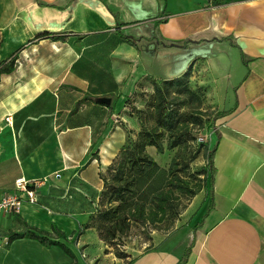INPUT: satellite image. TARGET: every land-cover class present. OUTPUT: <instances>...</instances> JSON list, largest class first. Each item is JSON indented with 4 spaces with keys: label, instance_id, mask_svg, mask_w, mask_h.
<instances>
[{
    "label": "crops",
    "instance_id": "1",
    "mask_svg": "<svg viewBox=\"0 0 264 264\" xmlns=\"http://www.w3.org/2000/svg\"><path fill=\"white\" fill-rule=\"evenodd\" d=\"M152 8V29L140 37L126 33L140 22L135 15L148 16ZM158 9L156 0H0V63L17 58L14 71L0 75V200L18 178H46L36 202L0 212V249L9 264L128 262L90 223L104 189L101 173L125 145V128L140 130L125 100L153 76L146 68L132 74L130 66L155 57L150 47L157 52L158 40H207L214 47L164 78L182 76L192 65V78L201 73V85L212 86L220 113L211 131L212 181L189 201L172 232L154 230L143 250L131 258L123 251L126 259L264 264V0H162ZM98 46L106 69L94 56ZM105 97L109 104L100 100ZM39 230L49 233L47 243L29 237L3 243L12 232ZM51 241L74 254L96 249L80 263ZM58 249L61 259L54 256Z\"/></svg>",
    "mask_w": 264,
    "mask_h": 264
},
{
    "label": "trees",
    "instance_id": "2",
    "mask_svg": "<svg viewBox=\"0 0 264 264\" xmlns=\"http://www.w3.org/2000/svg\"><path fill=\"white\" fill-rule=\"evenodd\" d=\"M16 59L13 57L5 64L0 63V75L13 72ZM191 75L192 65L182 76L176 78H145L153 89L149 107L152 109L149 116L151 122L147 125V115L141 110L138 112L141 120L142 115L145 117L141 121L142 127L136 132L132 146L126 145L125 142L117 158L108 166L106 173H101L104 189L101 192L99 208L91 216L93 224L90 225L97 229L100 238L111 247L119 246L116 241L119 237L127 235L133 224L152 226L154 230H160V225L170 215L174 217L180 215L179 206L183 203V199L190 201L206 186V178L193 180L182 174L189 166L180 158L181 149L187 146L191 137L195 139L194 127L198 125L199 129H202L207 122L204 112L200 110L202 105L200 93L188 85ZM199 88L200 91L204 89L203 86ZM185 104H189L188 110L182 111ZM219 115L220 113H215L212 125ZM165 133L169 136L168 148H178L167 169L160 168L147 151V147L153 146L158 152H163L162 139ZM126 141L130 144L129 134ZM214 149L207 152L210 183ZM158 173H161L162 177L158 178ZM115 203L117 205L113 206ZM187 205L184 204L182 209L185 210ZM126 206L130 207V211H127ZM39 231V233L12 232L10 240L29 237L47 243L49 233L45 230ZM53 232L60 237L65 236L56 226L53 227ZM49 244L59 245L67 253L72 254L64 243L51 241ZM114 252L118 257L126 259L128 256L123 251L119 252L115 249ZM132 262L133 260L126 264Z\"/></svg>",
    "mask_w": 264,
    "mask_h": 264
},
{
    "label": "rangeland",
    "instance_id": "3",
    "mask_svg": "<svg viewBox=\"0 0 264 264\" xmlns=\"http://www.w3.org/2000/svg\"><path fill=\"white\" fill-rule=\"evenodd\" d=\"M157 5L159 6V12L162 9V0H156ZM176 5H178L179 8L182 6L178 2ZM186 8V6H185ZM155 9V8H154ZM147 14V13H146ZM175 14H173L172 17H174ZM134 17H139L140 22L132 24L130 27L132 29H128L126 33L128 34H133V35H142V31L144 28L151 27V29L154 26V17H155V12L153 11V8L151 9L150 12H148V16H137L135 15ZM200 19L205 20L206 15L199 16ZM214 26H217V21L214 20L212 22ZM136 33V34H135ZM199 38H202V34H199ZM181 44V47L178 46H167L163 47L158 45V51L155 52V47L151 46L150 47V52H152L153 57L152 59H146L143 61L142 64H139L138 62H135L134 67L130 68L132 69V74H138L141 71H144V68H146L153 77H159L160 79H164L165 77H169L173 74H176L178 71H180L188 62H191L195 60L197 56H195L196 53L198 52H203L208 51L209 49H214L209 48V43L207 40H202L201 42H192V41H187L184 43H177ZM212 44V43H211ZM215 44V43H213ZM187 45H189L188 48ZM203 55V54H202ZM94 56L99 64L98 67L102 69H106L108 66V62L106 61V56L104 54V49L102 47L98 46L94 49ZM202 62V61H201ZM200 64V63H199ZM190 65V64H189ZM198 67V66H197ZM188 67L186 68V70ZM224 69V68H223ZM201 70V69H200ZM231 69L228 67L226 71H230ZM202 74L205 75V72ZM193 72L191 75V78L188 81V85L190 88L197 90L200 93V96L202 98V105H201V111L204 112L205 120H207L205 127L202 129H199V126L196 125L193 129V133L195 135V139H190L189 143L187 146L183 147L181 149L182 156H180L181 159L185 160L186 164H188V168L185 169V171L182 173L184 176H187L191 179H196V178H206V186L204 189L208 188L210 185V172H209V167H208V161H207V152L213 148V141H211V131H212V120L213 116L215 115L216 112V106H217V100L215 97H213L212 90L209 91L208 87H212L211 85H201V80H202V75L201 73L198 74V77H194ZM228 83L229 77H226ZM199 86H203L204 89L200 91ZM153 89L149 87L147 80H143L138 82L133 91L127 92V100L126 106L128 109H125V112L130 113L132 117L136 118L137 123L139 124V127H142L141 121L144 120V115L141 117L143 118L142 120L138 117V115L141 112L143 114H146L148 117V123L147 125L151 122L150 113L152 112V109L149 108L150 104L152 102V93ZM189 104H185L182 108V111H187L188 110ZM129 125V123H127ZM137 124V126H138ZM132 128V127H131ZM131 128H125L126 129V137L127 134L130 135V145L132 146L133 141L136 138V131ZM130 130V131H129ZM168 139L169 136L167 133L164 134L163 136V145H164V150L163 152H158L156 149H153L151 152V156L156 160L160 168H165L167 169L170 165L171 160L177 153L178 148L170 149L168 148ZM206 171L208 174H206ZM156 172V171H155ZM159 175V176H158ZM158 178L162 177L161 173H158ZM160 182V181H159ZM203 189V190H204ZM189 201L186 199H183V203L179 206V211L181 212L178 217H174L170 215L168 219L160 225V230H157L160 234H166L168 232H172L175 229V226H177L178 219H181V214H183V205L188 204ZM117 205V203L113 204V206ZM127 211H130V207L126 206ZM95 214V213H94ZM199 220V219H198ZM168 223V224H167ZM93 224V221L91 222ZM154 229L152 226H142L140 224H133L132 229L127 235H123L119 237V239L116 241L119 243V246H112L113 251L118 250L119 252L125 251L129 252V257L131 258L133 255L137 254L139 251L144 249V246L148 245L150 243V238L151 234L153 233ZM73 245L70 246L73 248ZM7 247V246H6ZM111 247V246H110ZM8 248V247H7ZM96 246L92 245L88 250H86L82 254L81 249L78 250L76 254L72 252V254H69L70 260H73L75 255L76 258L80 263H83L85 259L88 261L90 260V257H92V253L95 251ZM62 250V249H61ZM73 251V250H72ZM59 252V253H58ZM61 252V253H60ZM63 250L62 251H57V253H54V256L56 258L61 259L63 256ZM4 249H0V264H9V261L6 257H4ZM103 252H101V255ZM47 259L50 260V254L46 255ZM101 257V256H100ZM6 258V261H5ZM85 258V259H84ZM75 260V259H74ZM85 260V261H86ZM102 261V260H100ZM129 261V259H125L124 262ZM76 262V261H75Z\"/></svg>",
    "mask_w": 264,
    "mask_h": 264
},
{
    "label": "built area",
    "instance_id": "4",
    "mask_svg": "<svg viewBox=\"0 0 264 264\" xmlns=\"http://www.w3.org/2000/svg\"><path fill=\"white\" fill-rule=\"evenodd\" d=\"M8 119V118H7ZM46 178L26 179L18 178L15 182V189L6 193L0 200V212H17L24 202L34 203L37 201L36 188L39 187ZM10 239H3L5 245L9 244Z\"/></svg>",
    "mask_w": 264,
    "mask_h": 264
},
{
    "label": "water",
    "instance_id": "5",
    "mask_svg": "<svg viewBox=\"0 0 264 264\" xmlns=\"http://www.w3.org/2000/svg\"><path fill=\"white\" fill-rule=\"evenodd\" d=\"M190 41H192V42H196V41H193V40H190ZM158 42L159 43H161L162 45H165V46H167V45H169V46H178V47H181L182 45L181 44H177V43H175V42H171V43H169V44H167L165 41H161V40H158ZM102 102H104V103H110V98H107V97H105V98H101L100 99Z\"/></svg>",
    "mask_w": 264,
    "mask_h": 264
}]
</instances>
